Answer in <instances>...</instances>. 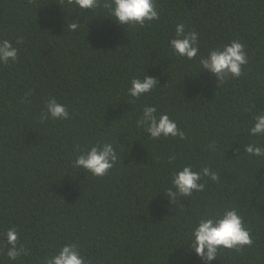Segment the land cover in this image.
<instances>
[{
	"label": "trees",
	"instance_id": "obj_1",
	"mask_svg": "<svg viewBox=\"0 0 264 264\" xmlns=\"http://www.w3.org/2000/svg\"><path fill=\"white\" fill-rule=\"evenodd\" d=\"M111 0L91 10L68 0H0V41L17 49L0 63V264H45L74 244L86 264H264V157L243 152L264 111V0H155L159 19L122 26ZM80 23L76 31L67 23ZM198 34L188 60L169 41L175 26ZM232 41L244 45L239 77L216 81L200 57ZM154 77L133 99V78ZM54 98L67 119L42 118ZM169 115L184 133L153 139L137 125L144 106ZM112 144L114 166L102 177L73 167L93 145ZM204 167L203 191L168 199L184 166ZM235 209L252 244L223 249L211 262L191 248L205 216ZM15 228L26 255L7 259Z\"/></svg>",
	"mask_w": 264,
	"mask_h": 264
},
{
	"label": "clouds",
	"instance_id": "obj_2",
	"mask_svg": "<svg viewBox=\"0 0 264 264\" xmlns=\"http://www.w3.org/2000/svg\"><path fill=\"white\" fill-rule=\"evenodd\" d=\"M83 10L95 9L100 0H68ZM111 19L122 26H143L146 22L159 19L155 0H111L109 5ZM80 23L75 20L67 23V29L76 31ZM198 34L186 32L185 25L179 23L175 26V37L169 41L172 50L180 57L192 60L199 52ZM17 49L8 40L0 41V63L15 62ZM201 71H207L215 77L216 81H222L227 77H239L242 67L247 63V55L244 45L238 41H232L221 49L209 50L206 56H201ZM158 85L154 77L144 75L143 78H133L127 89L129 97L136 99L153 91ZM51 116L54 119H67L69 112L66 107L50 98L46 103V113L42 118ZM137 125L144 127L153 139L163 137H177L181 139L184 133L178 128L176 122L170 119L166 113L157 116L155 106H144ZM249 135L264 136V111H259L253 116ZM243 152L255 157H264V145L249 143L243 147ZM117 159V150L110 143L93 145L86 152H82L73 161V167L84 169L92 175L102 177L114 166ZM203 177L212 181L219 179L218 174L209 167L202 168L199 172L194 171L191 165L184 166L173 176L171 183L174 190L168 192V199L175 200L177 196L188 197L193 192L203 191L205 185ZM7 244L6 252L8 261H16L21 254H27L22 246H18V234L15 228H10L5 233ZM191 248L195 254L206 262H211L218 257V252L223 249H238L252 244L249 231L244 227L241 216L235 209L225 208L222 213L214 216L201 218L191 232ZM45 264H86L85 258L77 250L74 244L63 245Z\"/></svg>",
	"mask_w": 264,
	"mask_h": 264
}]
</instances>
